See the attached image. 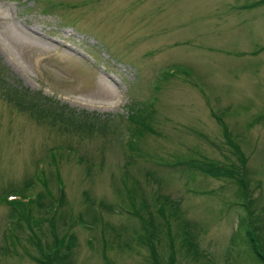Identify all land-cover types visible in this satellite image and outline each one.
<instances>
[{"label": "rangeland", "instance_id": "obj_1", "mask_svg": "<svg viewBox=\"0 0 264 264\" xmlns=\"http://www.w3.org/2000/svg\"><path fill=\"white\" fill-rule=\"evenodd\" d=\"M251 239L264 0H0V264H263Z\"/></svg>", "mask_w": 264, "mask_h": 264}, {"label": "trees", "instance_id": "obj_2", "mask_svg": "<svg viewBox=\"0 0 264 264\" xmlns=\"http://www.w3.org/2000/svg\"><path fill=\"white\" fill-rule=\"evenodd\" d=\"M168 73L172 77L175 74V71L174 70H171ZM138 111L139 110H137V112ZM133 114H135V113H133ZM146 119L149 120L147 117H146ZM136 123L137 124H140L141 128L142 129H145V132L147 131V132L151 133L150 132L151 131V126H150V124L145 119H141L139 121H136ZM139 131L141 132V130H139ZM54 156L55 155L53 154V157ZM241 158H242L241 165L243 167L245 165V160L243 158V155H241ZM183 163H187L191 167L190 169H197L199 171H202L205 174H209V175H212V176H218V177L221 176V177H231V178H233V180L237 184L238 193L243 198L247 197V195L245 194V186H246V183L244 182V179L241 178V175L239 173L236 174V169H234V168L233 169H227V168H224L223 166L216 167L215 165H213L211 163H205V164H203V163H200L199 161H194V160H190V161H186V162H182V163L180 162V163H176V164H183ZM36 179H37V177H36ZM59 179H60V177L59 176H56V180H57L58 185H59V188H60L59 190H62L63 185H62V183H60ZM46 191L48 192L47 189H46ZM19 192L21 193L22 198H16V199H13L11 201L10 200L8 201L7 197H4V199H3V203H5L6 205L10 206V209L12 211L11 215H15L14 217L19 216L18 213L20 212V210H21L22 207L27 206V209H29V211H30V208H32V205H34L35 203H36V205H38L40 203V199H41V196L38 195V194H37L38 196L35 195L34 198H32L31 196L25 197L24 196L25 191L23 189H21V188L19 189ZM126 196L128 197V195H126ZM168 202L169 201H166L165 204H168ZM58 205H60V200L58 201ZM144 208H145V206H144ZM123 210H125V209H123ZM159 213L162 214L161 211ZM132 215H135V216H138L139 218H141V215L138 212H133ZM149 216H151V213H149ZM144 221L147 222L145 219H144ZM147 223L149 225H153L154 226V224L152 223V220H150V222H147ZM146 229H148V228H146ZM151 230L152 231L149 232V235L155 236V233L157 231L156 227L154 226V228H151ZM184 235H185L184 236V239H183L184 240L183 241L184 242V246H187V244L193 243V242H191L189 240L190 239V236L187 235L186 232H184ZM252 240L253 239H251V241H250L252 250H253L254 254L256 255V257L260 260V262H262L264 264V255L257 248L256 243H254V240L253 241ZM192 245H194V244H192ZM185 251H186L187 254L193 253L194 258L195 257L197 258V256L201 255L200 251L197 249V246H195V249H191V248L189 249L188 247H185ZM152 254L155 257V252H152Z\"/></svg>", "mask_w": 264, "mask_h": 264}]
</instances>
